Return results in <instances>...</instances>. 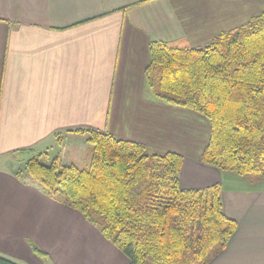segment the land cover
I'll return each instance as SVG.
<instances>
[{"label": "crops", "instance_id": "crops-1", "mask_svg": "<svg viewBox=\"0 0 264 264\" xmlns=\"http://www.w3.org/2000/svg\"><path fill=\"white\" fill-rule=\"evenodd\" d=\"M263 13L264 0H0V256L129 264L97 227L13 166L24 151L75 159L80 145L90 152L77 130H97L182 155L183 189L220 184L238 227L209 264H264V180L203 164L208 121L157 98L147 77L153 43L201 47Z\"/></svg>", "mask_w": 264, "mask_h": 264}, {"label": "trees", "instance_id": "trees-1", "mask_svg": "<svg viewBox=\"0 0 264 264\" xmlns=\"http://www.w3.org/2000/svg\"><path fill=\"white\" fill-rule=\"evenodd\" d=\"M151 53L147 77L154 95L208 121L201 162L264 180V13L204 46L155 42ZM77 131L88 135V167L36 155L20 173L78 211L129 264H209L227 247L238 226L225 214L220 184L183 189L182 155L150 154L145 145L107 132ZM0 264L18 263L0 256Z\"/></svg>", "mask_w": 264, "mask_h": 264}, {"label": "rangeland", "instance_id": "rangeland-1", "mask_svg": "<svg viewBox=\"0 0 264 264\" xmlns=\"http://www.w3.org/2000/svg\"><path fill=\"white\" fill-rule=\"evenodd\" d=\"M187 2V1H186ZM82 151H80L77 155L78 157L73 159V158H61V160L59 159L58 164L59 166L62 165H68V164H72L75 165L77 167H79L80 169H84L86 167H88L90 161H91V155L90 152H85V147L84 145H80ZM89 147V145H88ZM150 154H154L155 152H153V150H149ZM53 152H50L48 154L49 157L46 158V156H44L42 158L43 161H45L46 163H52L54 162V160L56 159L53 155ZM77 155H75L74 157H76ZM33 156L31 155H21L19 157V159L13 164V166L15 165V169L18 171H23L25 169V165L28 162L29 159H32Z\"/></svg>", "mask_w": 264, "mask_h": 264}]
</instances>
